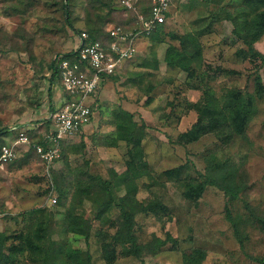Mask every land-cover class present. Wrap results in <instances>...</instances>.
Masks as SVG:
<instances>
[{"label":"rangeland","instance_id":"obj_1","mask_svg":"<svg viewBox=\"0 0 264 264\" xmlns=\"http://www.w3.org/2000/svg\"><path fill=\"white\" fill-rule=\"evenodd\" d=\"M173 4L163 33L143 41L126 70L105 82L91 124L68 142L65 156L50 166L49 173L35 155L24 154L30 148L21 151L24 156L9 170L0 172V235L7 238L5 254L20 244L17 236L39 218L29 214L42 209L45 219L52 220L54 237L73 249L89 251L93 264H109L102 258L103 246L115 250L111 264H186V256L194 250L204 251L205 258L187 264L264 260V233L248 225L241 248L225 218L227 199L216 186L206 185L199 199L182 196L183 182H201L207 165L216 161L232 169L236 183L244 188L240 200L230 204L233 215L245 219V201L264 215V89L256 87L260 77L264 88V60L237 57L238 50L246 48L233 33L230 19L239 18L242 0H174ZM134 17L124 15L114 0H0V129L47 119L52 84L58 82L51 79V63L76 48L80 32L95 33L108 22L126 25ZM181 41L190 52L200 51L198 63L190 66L192 77L164 61L168 47L181 49ZM254 48L264 55V36ZM204 90L210 95L208 101L229 120L230 92L252 99L245 133L233 136L228 128L194 143L178 144L179 135L197 119L192 106ZM120 110L131 117L117 120ZM126 129L143 135L138 147L142 161L136 168L142 175L134 180V201L144 207L155 203L162 207L157 215L135 218L138 242L158 248L142 259L133 258L127 245L111 239L120 214L115 202L105 218L95 219L96 195L103 183L111 189L122 183L121 177L135 160L134 146L120 139ZM179 166L188 171L182 181L172 182L163 175ZM123 195L118 193L116 198ZM67 210L91 223L87 241L64 231ZM168 237L177 242L162 245ZM16 258V264H35L26 252L16 253Z\"/></svg>","mask_w":264,"mask_h":264},{"label":"trees","instance_id":"obj_2","mask_svg":"<svg viewBox=\"0 0 264 264\" xmlns=\"http://www.w3.org/2000/svg\"><path fill=\"white\" fill-rule=\"evenodd\" d=\"M114 2L118 9H120L124 15L132 14L127 13L126 10L120 8L116 0H114ZM144 6L148 5L145 3ZM64 8L65 10H67L68 5L65 4ZM239 12V18H237V16H234L230 19V21L234 25L233 33L238 37L239 40L242 41L243 45L246 48V50L243 48L238 50V59H240L241 61H245L248 58L264 60V55L254 48V44L258 42L262 38V36H264V0H242V6ZM134 20L135 18L129 21L127 20L128 23L126 25L108 22L104 24V27H102L101 30H95V33H90L87 31L83 32L88 33L93 40L102 42L103 44H109L111 42V39L107 31L110 26L129 27L134 22ZM167 23L168 21L163 25L157 26L156 31L153 34L144 37L137 44V49L140 48V45L143 41L158 39V36H160V34H162L164 29L166 28ZM81 33L82 32H80L79 35ZM181 45V49L169 46L166 50L164 61L168 67L188 73L189 77H192L194 75V72L191 70L190 66L196 61V63H198L200 57L197 56V54L200 51H197L196 54L194 52H190V50H188V48L184 46L185 41H181ZM74 54L75 53L72 50L67 53L59 54L53 59L51 63L52 80L59 79L57 59L60 56L62 57V59H70ZM134 59L135 57L124 62L118 73L114 77H117L118 75H120V73L125 71L126 66ZM142 65L144 67H149V64L146 63ZM114 77L110 79L114 80ZM256 87L258 88V90L264 89L261 85L260 77L256 78ZM205 92L206 91L204 90L203 97L192 106L193 110H195V112L197 113V119L195 123L188 130L179 135L177 142L178 144L183 145L194 143L206 134L218 132L223 133L228 128H230L231 130L230 135L233 136H240L245 133L247 124L250 121V112L253 104L252 99L245 98V96L238 91L230 92L227 95V99H229L227 108L229 109L232 118L229 120L225 115H221L218 112L217 108L215 107V103H212L213 101H208L210 95L208 93L205 95ZM257 94V97H261V94ZM126 117L131 116L123 110H120L116 115L117 120H122ZM37 125H40L41 127H43L44 131H47L49 121L45 119L44 121L39 122V124ZM119 125L121 126V124ZM24 127H26L25 124L16 127L14 126L12 128H1L0 147L18 138L21 132L26 133L32 145L41 144L42 133L40 132V134H38L34 130L24 131ZM121 129L124 130L123 125L121 126ZM129 129H126L127 132L120 138L127 142L128 145L134 146L133 158L135 160L134 162L129 164L128 170L121 177L122 183H125L126 187L124 188L123 184L118 182L115 183L114 188L111 189L110 185L107 184V182L103 183L101 192L96 195L97 199L99 200V208H97L98 211L96 212L95 219L98 221L102 220V218H105V214L108 208L113 202H115L116 206H118L120 209V214L118 217L119 222L115 226L117 227L116 231L113 233L111 239L115 243H122L127 245L128 254H130L133 258L142 259L145 254H154L158 250V248L156 249L155 245L152 244H143L138 242V238L135 233V218L138 214L150 215L154 213V215H157V212L160 211L162 207H160L158 203L144 207L143 205H137L134 201V195L136 193V190H134V180L136 178H140L142 175L141 171L136 168L137 162L142 161V151L138 147L143 135L142 132H131L133 128H131L132 130ZM80 133L81 132L77 133L76 135H80ZM133 133H135V135ZM75 136H73L72 138H74ZM72 138L62 142L60 158L55 160V162L65 156L67 150L66 147L68 145V142ZM30 153L35 155L38 160L41 161L39 155L36 153L33 147H30L27 153L24 154L26 155ZM24 154L22 156L18 155V157L7 166L6 171L9 170L10 167L15 165L18 161H20ZM206 170L207 174L200 175L203 178L201 182H183L184 191L182 192V196L189 201L199 199L202 196L206 185H213L221 190L227 199L224 207L225 218L227 222H229L232 226L234 235L240 243L241 248H243L245 238L248 237V225L254 226L260 232L264 233V215L256 213L247 201L244 202L246 211V213L244 214L245 219H241L238 215H233L230 204L237 200H240L239 196L244 190L243 186L236 183L235 177L232 173V169H230L229 167H222V165L216 161L210 162L207 165ZM187 173L188 171L186 170L185 166H179L177 168H173L163 172V175L166 176L170 181L176 182L182 181L183 175ZM123 192H125L126 195L118 197L117 199L116 194ZM29 215H38L39 218L35 223L30 225L24 233L17 236L20 244L18 246L11 247L6 254L3 249V243L5 240H7V238L0 235V264H16V253L23 254L25 252L26 258H28L30 262H33L35 264H93L92 256L90 255L89 251L73 249L71 246L59 241L54 237L53 226H51L52 220L45 219L47 216L44 215L47 214L44 210L36 209L33 210ZM65 215L67 223L64 231L69 234L82 236L87 241L91 233V223L88 220L75 215V213L71 210H67ZM167 241H173L174 243L177 242V240H173L171 237H168L167 240H164L162 242V245L167 243ZM115 257L116 254L114 249H110V251H107L106 246H103L102 258L104 261L111 264ZM204 258V251L194 250L190 255L186 256V264L200 263ZM254 261L258 262L259 264H264V260L262 259L254 258Z\"/></svg>","mask_w":264,"mask_h":264},{"label":"built area","instance_id":"obj_3","mask_svg":"<svg viewBox=\"0 0 264 264\" xmlns=\"http://www.w3.org/2000/svg\"><path fill=\"white\" fill-rule=\"evenodd\" d=\"M116 1L120 8L135 15L134 22L129 27L110 26L109 44L93 40L82 32L73 50L75 54L70 59L61 56L57 59V83L62 90V101L47 117V131L40 125L23 128L41 132V144L32 145L26 133L21 132L18 138L0 147V172H5L22 150L33 147L49 173L50 166L60 158L62 142L85 131L91 124L98 108L94 99L105 82L118 73L124 62L137 56V44L171 18L174 6V0ZM145 3L148 6H144ZM52 202L55 204L56 200Z\"/></svg>","mask_w":264,"mask_h":264},{"label":"crops","instance_id":"obj_4","mask_svg":"<svg viewBox=\"0 0 264 264\" xmlns=\"http://www.w3.org/2000/svg\"><path fill=\"white\" fill-rule=\"evenodd\" d=\"M78 45V44H77ZM74 50V49H73ZM72 51V50H71ZM70 52V51H69ZM52 81H54V80H52ZM55 81H57L56 79H55ZM62 98H63V95H62V90L60 89V86H59V84L58 83H53L52 84V88H51V100H52V105L53 106H51L50 105V108H49V112H48V116H49V114H50V112L52 111V109H53V107L55 106V105H58L61 101H62ZM97 98H98V100H97ZM100 95H98V96H96V98L94 99L95 100V102H96V104H98L99 105V102H100ZM37 126V124L36 123H29V124H26V127H28V128H34V127H36ZM88 128V127H87Z\"/></svg>","mask_w":264,"mask_h":264}]
</instances>
